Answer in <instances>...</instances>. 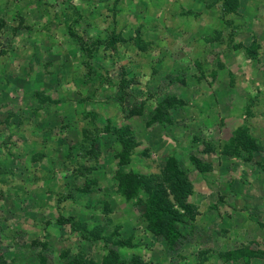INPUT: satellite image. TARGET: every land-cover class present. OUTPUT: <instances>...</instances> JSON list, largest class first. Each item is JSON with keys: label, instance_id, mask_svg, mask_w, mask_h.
Returning a JSON list of instances; mask_svg holds the SVG:
<instances>
[{"label": "rangeland", "instance_id": "rangeland-1", "mask_svg": "<svg viewBox=\"0 0 264 264\" xmlns=\"http://www.w3.org/2000/svg\"><path fill=\"white\" fill-rule=\"evenodd\" d=\"M224 2L0 0V264H264V0ZM170 157L171 244L115 178Z\"/></svg>", "mask_w": 264, "mask_h": 264}, {"label": "trees", "instance_id": "trees-1", "mask_svg": "<svg viewBox=\"0 0 264 264\" xmlns=\"http://www.w3.org/2000/svg\"><path fill=\"white\" fill-rule=\"evenodd\" d=\"M229 1L225 0L224 4H232L234 0H231L232 2ZM112 43L113 38L105 41V44H109L110 46H112ZM127 140L126 138H122L120 141L123 150L120 154L121 157H125L128 152L129 142ZM235 141L238 144L242 141L243 144L247 143L249 142V134L245 133L241 138L235 136L230 141L233 142L230 146L237 149L239 146H237ZM192 159L193 165L202 170L199 161L195 158ZM115 178L117 180V191L126 199L134 197L140 191L146 194L142 202V216L146 222L145 229L154 235H163L167 243L171 244L173 239L178 235V224L182 223L186 217L191 218L193 213L192 205L187 202L190 184L183 170L178 167L175 159L170 157L166 160L161 169L160 176L156 179L152 176L136 174L130 168L126 172L118 171L115 174ZM128 242L123 240L114 241L119 246L126 245ZM250 253L255 254L253 251ZM116 255V252L110 251V258L103 257L102 264H107L110 260H113L114 264H124L125 261L116 258ZM134 262L137 263V261Z\"/></svg>", "mask_w": 264, "mask_h": 264}]
</instances>
